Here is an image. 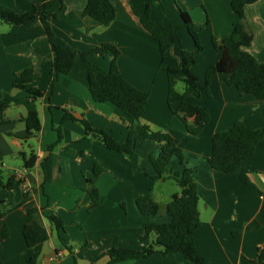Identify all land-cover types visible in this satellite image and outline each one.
Here are the masks:
<instances>
[{
	"label": "crops",
	"instance_id": "1",
	"mask_svg": "<svg viewBox=\"0 0 264 264\" xmlns=\"http://www.w3.org/2000/svg\"><path fill=\"white\" fill-rule=\"evenodd\" d=\"M85 1L0 0V7L27 13L44 2H52L48 23L57 45L79 52L99 49L105 43L119 49V72L137 90L149 94L139 124L154 132H165L178 141L182 164L173 159L171 169L180 171L187 167L195 177L199 224L194 242L202 264H255L258 250L264 246V140L243 164L247 183L238 174L213 171L207 158L211 154L212 136L228 131L235 122L242 121L251 130H264V99L228 86L226 75H216L212 79L209 96L196 98L184 88L187 103L206 107L209 112V123L198 135L187 132L181 120L169 111L166 102L168 80L165 70L180 69L181 57L188 61L182 51L184 45L188 47L190 43L193 46L182 26L180 12L189 15L203 46V52L192 58L194 63L190 65V72L202 85L205 70L220 56L211 46V38L224 39L232 33L235 16L230 8L231 0H164L163 3V0H109L115 8V20L107 26L82 14ZM146 6L155 22L176 29V40L162 64L157 42L133 14V10L143 13ZM244 21L252 36L247 51L259 63H264V0L244 7ZM53 57L38 19L21 26L0 22V98L10 94L15 99L5 112L11 123L0 126V175L4 180L11 176L16 179L11 190L0 189V202L15 205L22 201L23 194H27V200L19 208L0 218V230L6 227L9 232L2 246L3 264H18L21 255L29 254L22 236L29 211L34 215L32 226L38 234V264H108L106 251L114 241L119 248L127 250H139L148 245L149 241L143 237V226L170 221L167 205L179 188L172 180L157 181L145 177V173L153 174L149 154L158 155V149L148 141L137 142L135 155H125L85 138L78 123L62 124L63 110L71 111L76 117L87 120L93 128L110 133L122 144L127 129L137 126L138 122L109 103L93 102L79 60L67 75L59 76L50 87ZM111 59V55L90 57L105 71ZM31 67L38 70L39 78L29 88L43 94L35 101L29 98L28 92L11 88L13 73ZM32 111L38 113L41 124L35 137L29 136L21 123H16ZM186 123L193 126L194 119L187 118ZM58 129L61 140H58ZM10 132L13 137L7 135ZM51 146L53 148L49 150ZM26 148H32L37 157L30 170H26L17 158V154L25 152ZM94 168H98V176L94 175ZM18 179H22V183H18ZM89 179L93 180L102 198L101 204L92 209L99 219L97 227L88 222L91 215L86 217L91 206L86 193V180ZM146 196L159 204L157 215L144 217L138 212L135 202ZM67 215L79 220L76 225L83 235L81 246H85L81 250L88 249L91 236L106 233L99 243L98 255L85 256L78 249L67 246L65 229L64 233L57 231L47 220L56 216L63 221ZM129 216L134 225L123 228L121 219L125 217L127 223ZM83 218H86L83 220L85 226L80 222ZM109 228L113 232L107 230ZM118 264L192 263L176 253Z\"/></svg>",
	"mask_w": 264,
	"mask_h": 264
},
{
	"label": "trees",
	"instance_id": "2",
	"mask_svg": "<svg viewBox=\"0 0 264 264\" xmlns=\"http://www.w3.org/2000/svg\"><path fill=\"white\" fill-rule=\"evenodd\" d=\"M258 0H231L230 8L235 16V24L232 33L224 39L211 38V45L220 56L216 63L210 65L204 75L202 85L190 72V65L184 56L180 60V69L165 70L168 80L167 107L169 111L177 116L191 135H198L209 123V112L206 107L189 104L186 101L187 93H178L174 87L177 82L185 85L186 91H191L196 98L209 96V85L216 75H226V84L233 86L237 91L251 94L259 100L264 99V63H259L248 53L252 36L248 32L244 21V7L251 5ZM52 2H44L32 8L27 13H16L8 8L0 7V22L8 26H21L29 21L38 19L45 33L47 42L54 55L50 68V82L52 87L59 76L67 75L79 60L84 69L85 80L88 91L93 102L97 104L109 103L116 107L123 115L138 122L135 127H129L124 143L117 142L110 133L93 128L84 118L76 117L71 111L63 110L62 124L74 122L81 125L84 136L94 142L103 145L107 150L125 155H135L136 144L139 141H148L154 148L158 149V155L148 156L153 174L145 173V177L157 180H172L179 188V192L173 194L168 205L167 215L170 221L166 224L143 226V237L149 241L148 245L139 250L121 249L117 241L106 251L108 264H118L131 260L148 259L155 255L167 256L170 254H182L192 264H202V258L197 254L194 236L199 224L197 187L193 172L183 167L180 171L171 169V161L178 159L182 164V150L178 141L165 132H154L148 126L139 124L149 94L141 92L129 84L119 72L117 60L120 51L112 44L105 43L99 49L87 52H79L72 48H64L55 42V35L48 23V10ZM82 14L107 26L115 20V8L109 0H86ZM133 14L139 19L143 29L155 40L159 47L160 62H165L169 50L176 40V29L166 27L155 22L150 15L149 7L146 6L143 13ZM182 26L187 30L193 41L195 51L193 55L203 52L196 32V26L187 13L180 12ZM99 55L105 57L111 55L112 59L107 71L94 64L90 57ZM39 78L38 70L33 67L13 73L11 88L13 91H26L33 101L40 99L43 94L38 89L29 88ZM15 99L7 94L0 98V126L11 123L5 112L11 107ZM187 118L194 119V125L188 126ZM24 125L29 136L35 137L41 130L40 119L35 111L29 112L26 116L16 121ZM58 140H61L60 130H57ZM8 136H14L11 132ZM28 138V137H27ZM264 140V130H251L242 121L235 122L232 127L223 133H216L211 139V154L207 163L213 171L223 174L240 175L241 180L247 183L243 174V164L249 160L257 147ZM54 146V145H53ZM49 147V150L53 148ZM19 157L23 167L30 170L34 167L37 157L34 151L28 153L20 152ZM94 175H99L98 168H94ZM22 183V179L17 180ZM16 183L15 176L4 180L0 175V189L11 190ZM86 193L89 195L91 206L88 212L101 204L102 198L99 195L93 180H86ZM27 200V194H23L21 202L11 205L0 202V218L19 208ZM138 212L144 217L157 215L159 204L151 196L138 198L135 202ZM34 215L28 212L26 222L22 228V236L29 254L19 257L18 264H38L39 251L36 249L38 234L32 226ZM50 225L57 231H64V222L56 217L47 218ZM9 237L6 227L0 230V264L2 260V246ZM70 249V248H68ZM255 264H264V246L260 247L254 260Z\"/></svg>",
	"mask_w": 264,
	"mask_h": 264
},
{
	"label": "rangeland",
	"instance_id": "3",
	"mask_svg": "<svg viewBox=\"0 0 264 264\" xmlns=\"http://www.w3.org/2000/svg\"><path fill=\"white\" fill-rule=\"evenodd\" d=\"M166 1H169V0H166ZM162 3L164 2V0L163 1H161ZM192 41V40H191ZM192 43H193V41H192ZM212 46V45H211ZM213 47V46H212ZM188 48V49H187ZM214 49V48H213ZM182 51H183V53H184V55H186L187 57H188V61H189V64H191V60H192V58H194V57H196V56H198V55H200V54H198V55H193L194 54V51H195V47H194V44H193V46H192V44L190 45V43L188 44V47H187V45L185 46L184 45V48L182 49ZM193 63H194V61H193ZM192 63V64H193ZM191 64V65H192ZM179 70V69H178ZM206 71V70H205ZM204 75H205V73H204ZM204 82V81H203ZM203 84V83H202ZM185 88V85L182 83V82H177L176 84H175V87H174V89H175V91L176 92H178V93H183V89ZM23 125V124H22ZM24 126V125H23ZM32 149V148H31ZM30 148H26V153H28L29 152V150H31ZM17 158L18 159H20L21 160V158L19 157V155L17 154ZM22 161V160H21ZM23 163V162H22ZM164 189V188H163ZM168 190H169V188H168ZM86 211V210H85ZM92 212H88V210H87V212L86 213H89V214H86V217L88 216V215H91V216H89L90 218L88 219L89 221V223H90V225L91 226H93V227H97L98 225H99V219H98V216H97V214H95V212H93L94 210H91ZM92 213V214H91ZM73 217H75V216H73ZM72 220V221H71ZM86 220V218H83L82 219V221H80L81 222V224H83V226H85V223H83L84 221ZM77 221H79V220H76L75 218L74 219H71V216H69V215H67V217H64V220H63V222H64V229H65V232H66V245L67 246H72L73 247V249H78L77 251L78 252H81L82 254H84L85 256H89V255H91V256H94V255H98V247H99V243H100V241L104 238L103 237V235L105 236V232H104V234L103 235H96V236H91V239H88V249H86V250H81V248H83V246L84 245H82L81 246V238L83 237V235L81 234V232H79L80 231V229L77 227ZM121 221H122V226H123V228H129V226H130V224L132 225H134V223L132 222V220H131V218H130V216H129V218H128V222H132V223H126V222H124V221H126V218L125 217H123L122 219H121ZM132 225V226H133ZM84 228V230H85V227H83ZM107 230H110V231H112L113 232V230L111 229V228H109V229H107ZM63 233H64V231H62ZM76 235H75V234ZM85 240V239H84ZM83 244H84V242H83ZM85 247V246H84ZM81 255V254H80ZM79 264H81V262H79Z\"/></svg>",
	"mask_w": 264,
	"mask_h": 264
}]
</instances>
